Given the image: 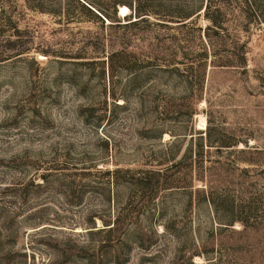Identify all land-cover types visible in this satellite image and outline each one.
I'll return each instance as SVG.
<instances>
[{
	"label": "rangeland",
	"instance_id": "obj_1",
	"mask_svg": "<svg viewBox=\"0 0 264 264\" xmlns=\"http://www.w3.org/2000/svg\"><path fill=\"white\" fill-rule=\"evenodd\" d=\"M121 1L0 0V264L119 214L123 264H264V0L213 6L208 39L203 9Z\"/></svg>",
	"mask_w": 264,
	"mask_h": 264
},
{
	"label": "trees",
	"instance_id": "obj_2",
	"mask_svg": "<svg viewBox=\"0 0 264 264\" xmlns=\"http://www.w3.org/2000/svg\"><path fill=\"white\" fill-rule=\"evenodd\" d=\"M165 6H176L171 9L167 10H159L157 12L156 10L148 9L145 6H154L153 2H150V0H122L121 2H128L132 10L134 11L135 18L137 20H133L130 23L137 22V21H146L147 17L153 15L156 16L157 19L160 20L158 22L161 25H167L164 24V22H172L175 23V26L185 27L187 24L192 22L196 17H198L200 13V10L203 9L204 16L206 20L209 22L208 26H205L204 28V34L205 38H209V35L207 31L209 29L222 27L220 23V16L221 13L218 9L213 8V6H225L228 5L231 2H234V0H196L194 3H186L183 0H166ZM245 4H248L249 2H252L253 0H242ZM152 3V4H151ZM160 3V2H157ZM168 3V4H166ZM160 6V5H159ZM179 6H194V7H184L181 8ZM131 12H129L130 14ZM102 19H100L102 25L105 24L106 19H112L114 17L110 16L109 14H102ZM259 19V16H257ZM163 22V23H161ZM215 31V30H213ZM203 34V36H204ZM104 40V37H103ZM106 41V39H105ZM210 46V45H209ZM207 46V48H209ZM208 51V50H207ZM214 52V48H212L211 52ZM204 54H208L206 50L204 51ZM234 61L238 64V66H244L245 65V57L244 53L242 52H235L234 54ZM109 61L112 59L110 56L108 57ZM110 64V63H109ZM112 67V65H111ZM111 171L107 170L105 173L109 174ZM115 172V171H113ZM42 180L46 179V176L43 174L40 175ZM109 202V199L107 200ZM91 216H96L94 212L90 211L89 213ZM92 221V225L86 230V240H75L71 237L68 238V242L72 241V245L69 246V243H67L65 248H54L53 250V257L49 259V263L47 264H66L71 262V255H77V252H83V260L86 262V264H106L109 261H112L115 264H123L128 255L122 254L119 250V247L122 246V241L119 236H117L115 233L121 229L123 225V217L122 214H119L115 217H110L108 220H104L99 216V219L102 222L103 227L96 228L94 217H90ZM94 222V223H93ZM135 242L136 244L144 249H148L152 245V240L145 239L144 234L138 233L135 236ZM122 249V248H121ZM90 252V254H88ZM122 255V256H121ZM197 255V254H196ZM193 254L189 256V259L183 260L180 263L182 264H195L192 260ZM63 258L59 263L57 261L58 258ZM123 257V258H121ZM124 259V261L120 260Z\"/></svg>",
	"mask_w": 264,
	"mask_h": 264
},
{
	"label": "bare ground",
	"instance_id": "obj_3",
	"mask_svg": "<svg viewBox=\"0 0 264 264\" xmlns=\"http://www.w3.org/2000/svg\"><path fill=\"white\" fill-rule=\"evenodd\" d=\"M200 124L203 126L204 125V119L200 120Z\"/></svg>",
	"mask_w": 264,
	"mask_h": 264
},
{
	"label": "water",
	"instance_id": "obj_4",
	"mask_svg": "<svg viewBox=\"0 0 264 264\" xmlns=\"http://www.w3.org/2000/svg\"><path fill=\"white\" fill-rule=\"evenodd\" d=\"M105 24L107 25V20H105Z\"/></svg>",
	"mask_w": 264,
	"mask_h": 264
}]
</instances>
